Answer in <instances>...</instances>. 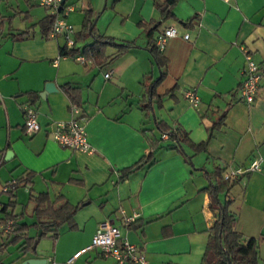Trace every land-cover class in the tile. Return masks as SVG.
<instances>
[{"label": "crops", "instance_id": "crops-1", "mask_svg": "<svg viewBox=\"0 0 264 264\" xmlns=\"http://www.w3.org/2000/svg\"><path fill=\"white\" fill-rule=\"evenodd\" d=\"M156 1L162 0H116L113 5L111 0H64L72 6L64 18L73 25L75 38L88 9L97 32L134 43L98 66L92 59L80 62L71 57H59L53 64L63 42L60 35L40 33L38 20L48 8L36 0H0V187L31 174L28 185L14 188L13 212L25 210L29 195L39 191L47 192L50 200L61 194L78 205L75 227L60 225L47 254L36 248L38 239L31 252L20 250L18 242L6 243L0 235V264H18L27 255L48 256L46 264H115L95 249L66 262L105 220L118 224L122 237L142 246L145 264H198L213 221L207 194L200 188L213 178L214 166L225 172L255 156L262 157L261 168L236 177L228 208L236 215V230L256 237L264 258V0H177L172 15L157 28L173 25L178 31L164 42L161 67L147 49L152 39L138 25L161 19ZM18 31L25 33L14 36ZM184 32L187 38L181 36ZM83 41L90 42L91 37ZM242 47L263 69L259 94L251 103L244 102L238 91ZM114 50L113 45L105 47L106 53ZM152 65L157 75L160 69L164 74L145 108V76L152 78ZM46 81H53L55 89L44 91ZM65 82L78 89L90 152L61 146L51 137L53 122L70 117L69 98L61 87ZM185 88L196 94V105L182 95ZM29 91L36 92L32 103ZM25 104L35 108L39 124L31 133L23 127ZM146 109L151 110V121ZM222 112V122L204 149L166 146L169 139L158 132L164 141L155 150V159L119 178L123 167L147 152L156 136L149 134L155 118L178 125L198 142ZM6 199L0 195V202ZM132 214L131 224L126 223L123 216ZM20 221L30 223L33 217ZM36 231L31 225L26 233L34 236Z\"/></svg>", "mask_w": 264, "mask_h": 264}, {"label": "trees", "instance_id": "trees-1", "mask_svg": "<svg viewBox=\"0 0 264 264\" xmlns=\"http://www.w3.org/2000/svg\"><path fill=\"white\" fill-rule=\"evenodd\" d=\"M116 0H111L110 5H113ZM177 0H162L156 1L155 6L159 10L161 19L151 21H139L138 25L142 27V30L146 37L151 38L152 41L148 42L147 49L150 53L152 61L158 67L164 65L161 51L157 49L154 44L155 35L152 37L154 31L158 32V25L160 21L168 16L172 15L171 8L174 6ZM53 17L50 13L45 14L38 20L40 33L44 37H48L49 30L51 28ZM94 17L91 12L86 9L83 13V19L81 27L76 34V38H84L90 36L91 41L84 43L81 47L76 46L70 50V52L77 51L79 48L87 52L91 51L92 63L98 66L106 64L114 57L122 54L126 49L134 46L132 41H116L110 36L102 35L95 30ZM181 23H188L189 20H179ZM25 31H18L14 33V36H21ZM113 45L115 50L111 53L105 52L106 45ZM59 51L63 52L65 49L62 45L59 46ZM164 70L160 69V72L155 76L150 84L146 93L150 94V97L146 99L144 107H149L150 102L153 100L154 88L163 76ZM62 90L66 93L69 100L75 101L79 104L78 89L77 87L69 84L68 82L61 84ZM170 89H167L164 93H168ZM29 101L33 102L36 96V92H28ZM224 113H220L217 118L208 126L207 133L204 139L198 142H193L189 139L187 132L181 127L170 126L162 119H154L155 128L160 134L164 133L169 139L166 146L174 147L177 150L183 151V145H187L194 152L205 148L207 142L212 137V131L217 127L223 119ZM162 137V136H161ZM161 137H153L149 141L148 150L134 163L127 165L121 169L119 178L127 175L131 170L146 166L150 164L154 159L155 150L161 146ZM186 159L188 157L186 156ZM223 168L220 166H214L211 170L213 178H209L204 186L200 189L204 190L208 197V208L212 211L213 221L207 228V238L204 245L202 255L198 264H264V258L259 256V244L258 239L253 236H243L236 230L235 213L228 208L232 200V196L229 193L230 187L235 182V178L224 177ZM30 173H27L24 177L15 179L13 187H9L2 191L0 187V195L5 194L7 196L6 201L0 202V225L4 224L6 219H10V227L7 230H2L0 227V235L7 239L6 243H17L18 248L22 251L34 252L35 248L32 247L33 240L39 238L40 234L34 236L27 235L26 231L29 226H34L36 229H40L41 233H47L53 240L58 235V228L62 224H66L68 228L75 227L73 215L78 208L77 204L70 203L63 195L58 194L54 199L50 200L47 192L39 191L35 194H30L28 197V206L25 210L19 212H13L12 207L14 204L13 191L16 185H28L30 181ZM9 182V181H4ZM3 182V183H4ZM223 193V197L220 194ZM27 214L33 217V221L27 223L20 221V218ZM131 224V222L129 223ZM3 246V241L0 243Z\"/></svg>", "mask_w": 264, "mask_h": 264}, {"label": "built area", "instance_id": "built-area-1", "mask_svg": "<svg viewBox=\"0 0 264 264\" xmlns=\"http://www.w3.org/2000/svg\"><path fill=\"white\" fill-rule=\"evenodd\" d=\"M39 5L47 7L49 13L52 15L53 20L48 36L55 37L60 35L63 39L62 47L65 51H59L58 55L52 59L55 64L59 57H71L72 59L84 62L91 59V51L87 52L78 49L77 51L70 52L76 47L75 42V29L71 23L65 20V13L72 9V6L65 4L64 0H36ZM178 34V31L173 25H166L161 28L154 38V44L158 50L161 51L164 42L170 36ZM183 38L188 37V33L184 32L181 35ZM243 64L241 66L242 78L238 84L239 97L246 103H251L259 94L261 77L263 69L259 62L253 59L250 52L242 47ZM109 72H104V77H108ZM182 95L192 104L196 105L198 98L191 88L182 90ZM68 111L70 117L64 120H55L53 127L50 130L51 137L61 146H66L74 150L83 152H90L92 150L89 144L83 126L84 115L82 114L81 107L75 101H68ZM23 112V127L28 133L34 132L39 128L36 120L35 108L30 104H25L22 107ZM161 136H165L164 133ZM262 157H251L248 162L242 166L233 167L223 173L224 177L235 178L243 172L259 170L262 164ZM13 187L14 180L4 182L1 184V190ZM124 221L131 222L134 219V214L123 216ZM11 220L6 219L5 223L0 225L2 230H7L10 227ZM95 249L97 253L110 257L115 264H145V254L142 246L139 244L128 241L119 233L118 224L112 221L105 220L99 222L91 234L88 244L75 250L67 259L66 262H71L80 253ZM50 257H46V262L50 261Z\"/></svg>", "mask_w": 264, "mask_h": 264}, {"label": "rangeland", "instance_id": "rangeland-1", "mask_svg": "<svg viewBox=\"0 0 264 264\" xmlns=\"http://www.w3.org/2000/svg\"><path fill=\"white\" fill-rule=\"evenodd\" d=\"M83 40H84V38H78L76 40V42H75V45L76 46H82V44L84 42ZM62 42H63V39H62ZM157 73H158L157 68L155 67V65H152V73H151L152 78L155 77L157 75ZM152 78H150L149 76H145V81L148 83V85H147L148 88L150 87V82H151ZM147 98H149V93H145V101H146ZM146 113H147L148 121H151V116H152L151 110L150 109H146ZM152 127H153V124H152ZM149 132H150L149 133L150 135L156 134V136L158 137V135H157L158 130L155 127H153ZM163 141L164 140H161V144H162ZM163 144H165V143H163ZM24 217L25 218H27V217H29V218L31 217L32 218V216H29L27 214H24ZM53 241L54 240L47 233H45L44 235H42V236H40L38 238V241L36 243V248L42 254H47L51 250V246H52Z\"/></svg>", "mask_w": 264, "mask_h": 264}, {"label": "water", "instance_id": "water-1", "mask_svg": "<svg viewBox=\"0 0 264 264\" xmlns=\"http://www.w3.org/2000/svg\"><path fill=\"white\" fill-rule=\"evenodd\" d=\"M55 89V85L53 81H46L44 83V91H49ZM41 95L43 96V93L41 92ZM150 97V94H149ZM41 230L37 229L36 234H40ZM37 241V238L33 240L32 247H35V243ZM18 264H46V258L43 256H34V255H27L23 257Z\"/></svg>", "mask_w": 264, "mask_h": 264}]
</instances>
